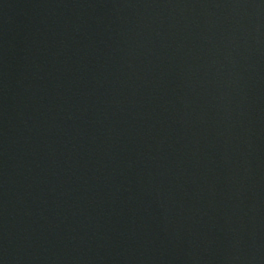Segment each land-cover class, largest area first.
Returning a JSON list of instances; mask_svg holds the SVG:
<instances>
[{"label": "water", "instance_id": "water-1", "mask_svg": "<svg viewBox=\"0 0 264 264\" xmlns=\"http://www.w3.org/2000/svg\"><path fill=\"white\" fill-rule=\"evenodd\" d=\"M0 264H264V0H0Z\"/></svg>", "mask_w": 264, "mask_h": 264}]
</instances>
